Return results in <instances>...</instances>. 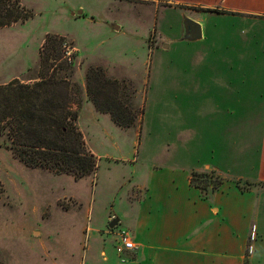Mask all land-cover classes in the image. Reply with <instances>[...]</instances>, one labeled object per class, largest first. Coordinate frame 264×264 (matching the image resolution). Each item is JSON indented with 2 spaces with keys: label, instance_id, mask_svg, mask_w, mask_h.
<instances>
[{
  "label": "rangeland",
  "instance_id": "obj_1",
  "mask_svg": "<svg viewBox=\"0 0 264 264\" xmlns=\"http://www.w3.org/2000/svg\"><path fill=\"white\" fill-rule=\"evenodd\" d=\"M19 3L29 17L0 27V87L10 81L31 85L48 77L54 66L40 67L43 41L47 34L60 37L61 57L52 78L62 83L69 108L77 113L73 123L84 149L91 152L86 135L88 145L100 156L92 175L75 179L25 165L4 147L7 137L0 134V264H118V234L130 231L136 205L131 186L134 170L153 157L158 162L170 158L157 143L161 134L191 131V147L178 138L176 142L182 141L181 153L189 150L198 159L215 156L222 144L230 150L232 141L237 157L253 156L244 144L254 143L252 123L264 121V114L249 113L264 109V60L247 64L252 46L245 39L250 32L247 26L209 16L206 41H184V14L160 1ZM153 22L156 25L151 27ZM227 46V56L221 57ZM97 64L107 78L128 80L136 109L144 106L138 136L135 126L121 129L106 121L85 127V67ZM181 74H195L200 82L190 88L189 77ZM260 210L264 232V204ZM111 215L120 219L113 228L108 227ZM260 241L264 264V237ZM249 244L254 249L257 240L248 241L247 255L254 251H248Z\"/></svg>",
  "mask_w": 264,
  "mask_h": 264
},
{
  "label": "crops",
  "instance_id": "obj_2",
  "mask_svg": "<svg viewBox=\"0 0 264 264\" xmlns=\"http://www.w3.org/2000/svg\"><path fill=\"white\" fill-rule=\"evenodd\" d=\"M148 1H160L169 10L184 14L182 18L187 13L189 16L186 15V17L201 25L202 33L199 41H206L205 23L209 16L224 18V21L229 20L226 22L227 24L233 22L232 25L239 23L247 26L250 28V32L245 39L252 45L248 50L250 52L248 60L250 61L247 64H263L264 0ZM203 9L214 11H204ZM154 24L156 25L153 22L151 27L155 26ZM117 29L119 30L120 27L117 26ZM250 41H253L254 44ZM230 42L232 44V39ZM227 48L230 47L225 48L221 57L227 56ZM231 63L234 62L231 61ZM181 70L187 72L186 67ZM182 76L189 77L190 80H186V83L192 82L190 88L194 83L200 82L195 81V74ZM121 77L124 76L116 75V78ZM208 94L205 95L208 96ZM190 95L193 96V92ZM144 99L143 97V104ZM200 102L201 99L199 105ZM253 104L256 105V103ZM181 105L185 104L181 103ZM214 105L218 110L219 105L216 103ZM233 113L230 112V114ZM249 113L264 114V109L261 111L256 108L250 109ZM143 116L144 113L139 115L131 126L120 128L129 129L135 126L138 136L141 133ZM78 119H81L80 115ZM102 121L115 124L108 113L99 112L94 107L88 100L85 91V127L86 123L96 125ZM252 124V129L256 133L254 134V143L252 145L249 141L244 145L249 147L253 156L244 159L237 157L233 152L236 145L233 141L230 147L231 152L227 148L228 146L225 149L222 144L220 147L222 150L216 151L215 156L213 155L215 158L210 156L198 159L189 150L181 153L182 141L176 142V138H178L191 147L194 140L191 131L189 133L177 131L173 135L171 132H167L166 136L160 135L157 143L170 154V158L158 162L154 161L155 157H153L134 170L135 177L131 180V186L136 205L129 220L130 231L128 233L135 249L126 252L124 260L118 256L120 259L118 264H244L245 259L250 264H261L259 243L264 237V232L259 213L260 206L264 204V121L257 125ZM139 143L140 140L137 138V146ZM85 144L99 158L100 154L88 145L86 135ZM210 153L213 154L212 150ZM205 169L215 170L224 179L220 188L209 199H203L200 190L189 182L192 170ZM237 181L240 184L246 182L256 184L242 190L236 183ZM137 195L140 196L136 197ZM113 217L111 215L109 218ZM119 221L120 219H118ZM252 227H255L253 242L257 240V245L254 244V251L247 255L246 248Z\"/></svg>",
  "mask_w": 264,
  "mask_h": 264
},
{
  "label": "trees",
  "instance_id": "obj_3",
  "mask_svg": "<svg viewBox=\"0 0 264 264\" xmlns=\"http://www.w3.org/2000/svg\"><path fill=\"white\" fill-rule=\"evenodd\" d=\"M28 17L19 0H0V27ZM43 42L40 67L48 70L54 66L52 72L31 85L10 81L0 87V134L7 137L4 147L25 165L81 179L95 172L97 158L84 149L81 133L73 123L77 113L69 108L70 98L62 83L52 78L55 62L61 57L60 37L47 34ZM85 80L88 100L99 112L108 113L117 126L129 127L144 113V106L136 109L128 80L107 78L99 65L87 68ZM223 180L213 169L192 170L189 176L203 199H209ZM236 183L242 190L250 186L248 182ZM244 264L250 263L245 259Z\"/></svg>",
  "mask_w": 264,
  "mask_h": 264
},
{
  "label": "water",
  "instance_id": "obj_4",
  "mask_svg": "<svg viewBox=\"0 0 264 264\" xmlns=\"http://www.w3.org/2000/svg\"><path fill=\"white\" fill-rule=\"evenodd\" d=\"M78 14L81 13V10L77 12ZM182 26H183V34L181 40L184 41H195L201 38V25L196 22L195 20L184 16L182 18ZM117 29V26L114 27ZM118 222L117 218H113L109 223L108 227L113 228Z\"/></svg>",
  "mask_w": 264,
  "mask_h": 264
},
{
  "label": "built area",
  "instance_id": "obj_5",
  "mask_svg": "<svg viewBox=\"0 0 264 264\" xmlns=\"http://www.w3.org/2000/svg\"><path fill=\"white\" fill-rule=\"evenodd\" d=\"M255 227L251 228V233L249 236V240H254L255 238ZM119 240L117 245L115 246L116 253L118 254L119 257H122L124 260V255L128 251H132L135 249V245L133 244V241L129 237V234L127 232H120L119 234ZM253 250V245L249 244L248 245V251L251 252Z\"/></svg>",
  "mask_w": 264,
  "mask_h": 264
}]
</instances>
